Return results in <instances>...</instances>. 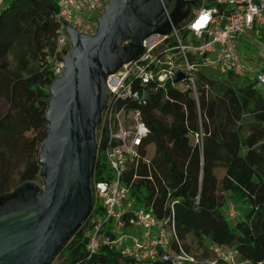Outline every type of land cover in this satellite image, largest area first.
<instances>
[{
  "label": "trees",
  "instance_id": "16d2710c",
  "mask_svg": "<svg viewBox=\"0 0 264 264\" xmlns=\"http://www.w3.org/2000/svg\"><path fill=\"white\" fill-rule=\"evenodd\" d=\"M58 4L5 0L0 5V97L6 104L0 114V211L23 200L15 188L9 189L18 168V186L43 187L37 156L47 134L44 115L54 80L45 57L55 46ZM16 48L18 63L9 69L6 59ZM200 79L208 78L200 75L197 83ZM237 79L231 74L208 79L207 87H197L196 97L190 88L167 83L149 93L145 103H130L149 132L125 179L156 216L173 213L176 238L185 251L191 236L203 256L207 240L233 248L244 264H264V96L252 82L239 84ZM104 146L101 138L90 183L108 174ZM226 193L241 210L234 223L223 212ZM90 224L88 215L55 256L66 254L64 264H122L106 245L86 259L84 230Z\"/></svg>",
  "mask_w": 264,
  "mask_h": 264
},
{
  "label": "built area",
  "instance_id": "2783aa9c",
  "mask_svg": "<svg viewBox=\"0 0 264 264\" xmlns=\"http://www.w3.org/2000/svg\"><path fill=\"white\" fill-rule=\"evenodd\" d=\"M107 1L59 0L54 16L57 22L55 46L45 57V66L54 78L64 70L63 60L70 49L64 23L78 32L92 34L96 25L91 26L96 24L97 15ZM4 2L0 0V5ZM196 5V10L191 9L177 28H172L168 35L154 34L144 39V49L137 58L106 76L108 97L102 109L97 142L99 147L104 138L102 155L108 174L103 180L92 178L90 183L92 208L85 243L86 259L96 254L102 245L114 249L127 264H154L156 261L235 264L239 257L233 248L211 244L205 256L197 257L185 251L176 238L173 213L156 216L151 208L137 200L125 179L129 164L138 158L143 139L149 132L139 109L130 103H145L149 93L167 83L180 90L190 88L196 97L197 80L200 75L207 77L202 72L206 67L221 75L250 77L254 88L264 96V0H196ZM205 14L209 17L206 25L194 30L191 26ZM255 29L261 30L263 46H258L257 54L253 55L240 49L238 43L244 34ZM245 41L251 42L249 36ZM175 69L185 75L180 82L174 81ZM126 226L138 227L139 234L118 237L116 231Z\"/></svg>",
  "mask_w": 264,
  "mask_h": 264
},
{
  "label": "water",
  "instance_id": "95a60500",
  "mask_svg": "<svg viewBox=\"0 0 264 264\" xmlns=\"http://www.w3.org/2000/svg\"><path fill=\"white\" fill-rule=\"evenodd\" d=\"M174 1L169 10L170 3ZM195 4L184 0H108L92 34L65 24L70 49L49 87L48 123L37 160L43 187L16 186L23 200L0 211V264H52L69 236L90 214V178L108 91L105 79L137 58L142 41L168 35ZM175 82L185 75L173 70Z\"/></svg>",
  "mask_w": 264,
  "mask_h": 264
},
{
  "label": "rangeland",
  "instance_id": "374dc122",
  "mask_svg": "<svg viewBox=\"0 0 264 264\" xmlns=\"http://www.w3.org/2000/svg\"><path fill=\"white\" fill-rule=\"evenodd\" d=\"M197 8L196 4H193L190 10L195 11ZM189 10V12H190ZM102 13V12H101ZM101 13H98L94 15L100 16ZM189 14V13H188ZM96 24H92L91 28L95 27ZM261 30L260 29H255V31L250 32V34H244L242 38L239 41V48L242 50H248L250 51L253 55H256L258 52V46L262 47L263 43L262 38L260 36ZM249 36V39L251 42L245 41V37L247 38ZM19 53V48H16L12 53H10L6 59V65L8 66L9 69H13L17 66L18 60H17V55ZM202 72L207 76L208 79H223L227 75H221L217 73V71L213 68H203ZM203 80L200 79L197 83V87L203 86L205 84H208L209 80ZM251 78H238L237 82L239 84H243L246 82H250ZM6 104L5 101L0 97V114L5 110ZM19 172L20 168L17 170L13 171L10 179H9V189H14L17 185H19ZM223 212L228 219L230 223H234L238 219L241 218V210L238 208V203L237 201L229 194L226 193L225 199H224V205H223ZM233 212V215H230V213ZM89 230V229H88ZM88 230H84V235L88 234ZM139 228L135 226H126L122 230H117L116 234L118 237H121L122 235H128V236H135L136 234H139ZM186 244L189 247V252L196 255L197 257L203 256L204 250L201 246H199L194 239H192L191 236H187L186 238ZM204 246H209L210 243L207 240H204ZM66 258V254L61 253L55 256L52 264H64V260ZM245 262L240 258L237 257L235 259V264H244ZM122 264H127L122 261Z\"/></svg>",
  "mask_w": 264,
  "mask_h": 264
},
{
  "label": "clouds",
  "instance_id": "9594fccd",
  "mask_svg": "<svg viewBox=\"0 0 264 264\" xmlns=\"http://www.w3.org/2000/svg\"><path fill=\"white\" fill-rule=\"evenodd\" d=\"M208 19H209L208 15L205 14L201 18H199L191 27L194 30H199L206 25V22L208 21Z\"/></svg>",
  "mask_w": 264,
  "mask_h": 264
},
{
  "label": "flooded vegetation",
  "instance_id": "af4514ba",
  "mask_svg": "<svg viewBox=\"0 0 264 264\" xmlns=\"http://www.w3.org/2000/svg\"><path fill=\"white\" fill-rule=\"evenodd\" d=\"M184 1H192V2H194V3L196 4V0H184ZM173 5H174V1H172V2L170 3L169 8H172Z\"/></svg>",
  "mask_w": 264,
  "mask_h": 264
},
{
  "label": "crops",
  "instance_id": "0c3cea01",
  "mask_svg": "<svg viewBox=\"0 0 264 264\" xmlns=\"http://www.w3.org/2000/svg\"><path fill=\"white\" fill-rule=\"evenodd\" d=\"M136 235H138V234H136Z\"/></svg>",
  "mask_w": 264,
  "mask_h": 264
}]
</instances>
